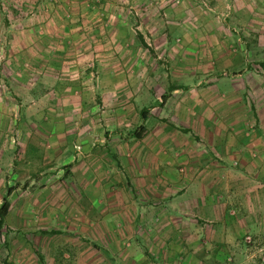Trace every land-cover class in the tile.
<instances>
[{
  "label": "crops",
  "instance_id": "0c3cea01",
  "mask_svg": "<svg viewBox=\"0 0 264 264\" xmlns=\"http://www.w3.org/2000/svg\"><path fill=\"white\" fill-rule=\"evenodd\" d=\"M5 8L0 264H260L264 0Z\"/></svg>",
  "mask_w": 264,
  "mask_h": 264
},
{
  "label": "rangeland",
  "instance_id": "374dc122",
  "mask_svg": "<svg viewBox=\"0 0 264 264\" xmlns=\"http://www.w3.org/2000/svg\"><path fill=\"white\" fill-rule=\"evenodd\" d=\"M18 12V13H17ZM27 13L28 11H16L15 12V15H14V13L12 12V11H8L6 8L5 9H2V10H0V18H4V19H6V14L8 13L9 14V16L10 17H21V15L23 14V13ZM255 12H257V13H261L262 15H261V17L263 18V20H264V10H257V11H255ZM255 24V23H254ZM253 29H255L256 27L255 26H253L252 27ZM3 29H4V27H2L1 28V33H3ZM264 29V28H263ZM249 37V39H250V41H248V44L250 45V48L252 49V57H250L249 58V63H248V65H249V67H251V69H253V71L254 70H256L257 69V62H259L260 60H264V42H257L255 39H254V36H248ZM172 41H173V43H175V41H174V39H172ZM2 44H3V42H1L0 41V55H2ZM1 57V56H0ZM1 59V58H0ZM160 60H162V59H160ZM163 61V60H162ZM90 80V79H89ZM196 81V78L195 79H189L188 80V84L190 85V86H192V84L194 83ZM90 82V81H89ZM39 91H37V90H35L34 91V94H37ZM32 96H34V95H32ZM91 96L92 97H94L95 95L92 93L91 94ZM95 97H97V95L95 96ZM39 176H36V178H38ZM11 187H14L13 189H16L17 188V185H15V186H11ZM19 189H24L25 188V186H20V187H18ZM28 188H30V187H28ZM12 189V190H13Z\"/></svg>",
  "mask_w": 264,
  "mask_h": 264
},
{
  "label": "built area",
  "instance_id": "2783aa9c",
  "mask_svg": "<svg viewBox=\"0 0 264 264\" xmlns=\"http://www.w3.org/2000/svg\"><path fill=\"white\" fill-rule=\"evenodd\" d=\"M242 241L246 256H249L250 259H254L260 264H264V237L258 238L246 234L243 236Z\"/></svg>",
  "mask_w": 264,
  "mask_h": 264
},
{
  "label": "trees",
  "instance_id": "16d2710c",
  "mask_svg": "<svg viewBox=\"0 0 264 264\" xmlns=\"http://www.w3.org/2000/svg\"><path fill=\"white\" fill-rule=\"evenodd\" d=\"M258 65L261 67H264V61H260L258 62ZM171 89H168V92H170ZM168 96V93H164L160 96V100L163 102ZM145 118V115H143V113H141V119L143 120ZM145 128L143 124H140L139 126H137L134 129H131L128 131V133L135 137V138H139L141 136V134L144 132ZM14 187H7L6 188V192L3 195L1 202H0V225L3 222V218L6 214L7 208H8V201L6 199V196L10 193V191L13 189Z\"/></svg>",
  "mask_w": 264,
  "mask_h": 264
}]
</instances>
